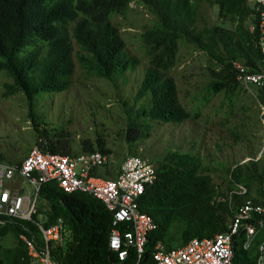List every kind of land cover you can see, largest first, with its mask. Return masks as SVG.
Segmentation results:
<instances>
[{
    "label": "trees",
    "instance_id": "1",
    "mask_svg": "<svg viewBox=\"0 0 264 264\" xmlns=\"http://www.w3.org/2000/svg\"><path fill=\"white\" fill-rule=\"evenodd\" d=\"M202 1L218 9L219 20L210 27L198 25ZM133 4L146 8L155 22L140 36L149 65L135 95V103H143L139 109L133 106L127 111L128 143L136 141L132 136L135 130L140 137H148V121L179 125L199 118L202 108L218 94L225 97L216 113L223 114L226 121L231 114L250 111L244 103L247 89L234 66L240 62L251 71L261 66L262 52L256 46L259 32L251 30L258 19L248 0H0V72L8 74L3 76L8 79L3 85L4 97L23 95L32 116L38 95L71 89L76 58L87 75L111 82L135 69L140 61L128 53L122 31L113 21L125 17ZM183 47L206 58L207 93L195 115L182 104L175 75ZM258 96L264 104V89L258 90ZM232 99L241 103V109L228 110L227 101ZM65 128H36L37 147L69 156L81 151L111 154L99 136L82 141L81 151H75ZM153 164L158 177L141 199L140 209L156 221L158 229L149 236L143 262H152L158 243L168 250L177 249L192 239H211L229 231L234 214L247 201L264 205V153L259 159L235 165L225 189L214 183L199 154L170 151ZM120 165L96 170L93 175L115 179ZM239 186L247 193L241 194ZM252 190L258 194L254 198ZM40 199L44 203L40 212L49 217L47 226L58 219L64 221L63 236L54 253L57 264H119L109 246L113 214L100 200L84 193H66L55 182L42 185ZM262 221L264 215L258 214L250 221L257 234L249 248H245L244 231L234 239L231 264H258L264 244ZM21 224L8 221L0 226V264H29L27 247L19 239L24 232ZM26 226L36 230L31 223ZM8 234L15 237L13 247L2 246Z\"/></svg>",
    "mask_w": 264,
    "mask_h": 264
},
{
    "label": "rangeland",
    "instance_id": "2",
    "mask_svg": "<svg viewBox=\"0 0 264 264\" xmlns=\"http://www.w3.org/2000/svg\"><path fill=\"white\" fill-rule=\"evenodd\" d=\"M218 20V9L202 1L199 27H210ZM113 21L122 31L128 53L140 61L135 69L115 77L113 82L87 75L76 58L71 89L38 95L31 116L30 106L23 95L4 97L3 85L8 79L3 76L8 74L0 72V161L12 165L23 161L37 147L39 134L36 128L53 131L65 126L75 151L81 148L82 141L102 137L111 150V166L115 167L130 156H140L153 163L170 151L199 154L214 183L219 189H225L229 171L235 165L259 159L264 153L263 126L257 124L262 116L255 98L258 89L251 86L244 96V103L250 108L248 113L239 111L226 121L223 114L216 113L225 97L218 94L202 108L199 118L179 125L148 121L151 127L148 137H140L139 131L135 130L132 136L137 137L136 141L128 143L127 111L133 106L139 109L143 103H135V95L149 65L140 36L146 27L154 24L155 18L146 8L133 4L125 17H115ZM74 46L78 53L75 42ZM181 54V63L175 71L180 100L195 115L202 95L207 93L206 58L192 48L183 47ZM197 94L199 100L195 99ZM234 107L241 109V103L234 99L227 101L228 110L232 111ZM22 186L31 191L27 182ZM40 204L44 206L43 201ZM14 245V235L8 234L2 246Z\"/></svg>",
    "mask_w": 264,
    "mask_h": 264
},
{
    "label": "built area",
    "instance_id": "3",
    "mask_svg": "<svg viewBox=\"0 0 264 264\" xmlns=\"http://www.w3.org/2000/svg\"><path fill=\"white\" fill-rule=\"evenodd\" d=\"M254 6V17L259 32L256 46L261 49L260 69L251 71L240 62L234 63L238 80L249 90L251 86L264 89V0H248ZM258 99L259 97L256 96ZM264 126V104L260 103ZM112 165L110 155L101 152L78 156L43 152L32 149L19 165L0 163V226L8 221L22 223L24 232L20 240L28 250L29 264H57L54 253L60 245L64 221L46 225L47 218L39 213L40 190L44 183L55 182L66 193H84L100 200L113 214V227L109 239L110 249L116 253L119 264H231L234 257V239L244 231L249 248L257 234L250 224L255 214L264 215V205L247 201L234 214L229 231L214 238L192 239L187 245L168 250L158 243L152 254V262H143L149 236L158 229L156 221L140 209V202L148 187L157 180L155 164L140 156L128 157L116 171L115 179L93 175ZM20 182H27L31 191ZM239 192L247 189L239 186ZM34 225L40 235L26 226ZM264 226V221L261 222ZM258 264H264V244L260 248Z\"/></svg>",
    "mask_w": 264,
    "mask_h": 264
},
{
    "label": "crops",
    "instance_id": "4",
    "mask_svg": "<svg viewBox=\"0 0 264 264\" xmlns=\"http://www.w3.org/2000/svg\"><path fill=\"white\" fill-rule=\"evenodd\" d=\"M259 97V96H258ZM256 98V97H255ZM258 100V102H259V107H260V100H259V98L257 99ZM261 121H262V117H261ZM262 126H263V123H262ZM263 134H264V126H263ZM27 158V157H26ZM25 158V159H26ZM24 159V160H25ZM0 163H4V162H0ZM8 164V163H7ZM19 164H21V163H18V164H16V165H19ZM12 165V164H11ZM119 169V168H118ZM117 169V170H118ZM116 170V171H117ZM22 183L23 182H20V185L22 186ZM23 187V186H22ZM24 188V187H23ZM258 194L256 193V190H252V196H253V198L254 197H256ZM40 202H41V199H40V197H39V213L41 214V216H43V217H46L48 220H47V222L46 223H48L49 222V217L47 216V215H45V214H43L42 212H40V206H41V204H40ZM59 220V219H58ZM57 222V221H56ZM47 225V224H46ZM34 234H36V236H37V239H38V241L40 240V235H39V233L37 232V230H33L32 231ZM245 238H246V241H247V237H246V235H245ZM19 239H20V235H19ZM253 242V241H252ZM246 244V243H245ZM252 244V243H251Z\"/></svg>",
    "mask_w": 264,
    "mask_h": 264
}]
</instances>
